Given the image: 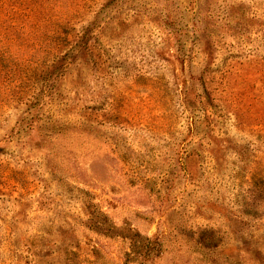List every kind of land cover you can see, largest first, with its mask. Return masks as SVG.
<instances>
[{
    "label": "rangeland",
    "instance_id": "1",
    "mask_svg": "<svg viewBox=\"0 0 264 264\" xmlns=\"http://www.w3.org/2000/svg\"><path fill=\"white\" fill-rule=\"evenodd\" d=\"M61 1L0 96V264H264V0Z\"/></svg>",
    "mask_w": 264,
    "mask_h": 264
},
{
    "label": "trees",
    "instance_id": "2",
    "mask_svg": "<svg viewBox=\"0 0 264 264\" xmlns=\"http://www.w3.org/2000/svg\"><path fill=\"white\" fill-rule=\"evenodd\" d=\"M58 2L62 1L0 0V96L4 95V100L22 103V93H20L22 91H15V89L28 81L32 84L35 83V74L40 66L37 64L34 54L37 50L36 42L41 36L51 37L54 35L50 28L46 29L45 25L50 26L56 20L54 16ZM49 67L52 68L51 62L47 67H44L47 68V73H49ZM21 76L26 77L24 81ZM25 89L27 90V88ZM30 95L26 97V100L39 97V94ZM114 230L123 234L118 227L110 223L104 227L103 232L112 234ZM146 247L149 248L148 252L151 249L150 245Z\"/></svg>",
    "mask_w": 264,
    "mask_h": 264
}]
</instances>
